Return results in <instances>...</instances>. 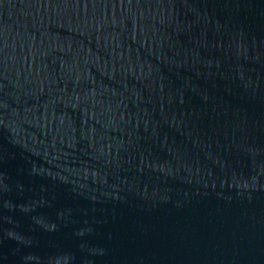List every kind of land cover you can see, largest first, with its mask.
Instances as JSON below:
<instances>
[{
	"label": "water",
	"instance_id": "obj_1",
	"mask_svg": "<svg viewBox=\"0 0 264 264\" xmlns=\"http://www.w3.org/2000/svg\"><path fill=\"white\" fill-rule=\"evenodd\" d=\"M0 264H264V0H0Z\"/></svg>",
	"mask_w": 264,
	"mask_h": 264
}]
</instances>
